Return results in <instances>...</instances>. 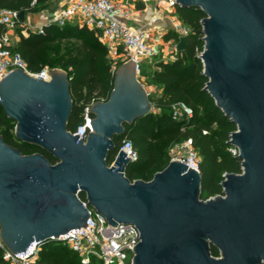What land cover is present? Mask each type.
<instances>
[{"label":"water","instance_id":"obj_1","mask_svg":"<svg viewBox=\"0 0 264 264\" xmlns=\"http://www.w3.org/2000/svg\"><path fill=\"white\" fill-rule=\"evenodd\" d=\"M174 2L204 15L203 90L235 125L227 144L237 148L241 172L224 173L222 195L206 199L200 173L177 160L148 181L125 177L130 159L116 150V137L123 124L150 112L131 60L114 70L107 100L88 109L91 130L83 140L67 129V73L51 70L45 81L13 69L0 79V107L14 122V139L55 163L40 153L21 154L0 135V241L11 253L85 227L91 207L112 227L138 229L132 264H264V0ZM17 18L23 21L24 11ZM184 46L181 36L176 52Z\"/></svg>","mask_w":264,"mask_h":264},{"label":"trees","instance_id":"obj_2","mask_svg":"<svg viewBox=\"0 0 264 264\" xmlns=\"http://www.w3.org/2000/svg\"><path fill=\"white\" fill-rule=\"evenodd\" d=\"M48 1L0 0V9L33 13L45 8ZM175 15L189 29L184 49L170 61L154 63L149 74L141 70V75L148 79V84L156 88V93L148 97L154 110L130 124H123L124 133L115 140L116 150L121 140L128 139L137 159L127 165L124 175L130 181H148L155 172L167 165V147L190 139L191 146L199 157L200 197L206 199L222 195L219 182L224 173L241 172L240 161L227 150V140L235 130V125L223 116L203 90L206 78L201 74L202 64L198 57L203 44L200 24L203 13L195 7L176 6ZM17 37L12 50L19 54L29 71L35 73L44 67H57L67 73L71 99L67 123L69 131H73L81 123L83 108L92 99L107 100L113 86V71L107 50L94 30L76 24L62 27L49 25L44 26L41 33L28 32L26 35L18 34ZM170 38L177 40L172 31L165 34V39ZM119 64L120 61L117 65ZM175 103L189 107L191 116L173 119L170 108ZM13 127L14 122L4 115L0 107V135L4 142L18 149L21 154L40 153L50 163H55V159L39 147L16 141ZM114 154L115 151L107 155L108 165ZM79 198L84 200V194L80 193ZM210 253L214 257L218 256V250L213 246L210 247ZM37 263L81 264L68 247L51 240L40 244ZM0 264H4L1 251Z\"/></svg>","mask_w":264,"mask_h":264},{"label":"built area","instance_id":"obj_3","mask_svg":"<svg viewBox=\"0 0 264 264\" xmlns=\"http://www.w3.org/2000/svg\"><path fill=\"white\" fill-rule=\"evenodd\" d=\"M151 1L156 4L157 11L162 10V18L166 24H160V19L152 15L141 26H138L134 22V15L128 8V2L117 0H60L57 6L36 26L31 23V13H24L23 21H19L18 11L0 9V79L13 69H20L30 77L45 81L50 78L51 70L47 67L35 73L31 72L19 54L12 50L13 31L18 29L20 34L26 35L28 32L41 33L44 26L62 27L66 24H76L94 30L111 58H121L123 62L130 60L134 62L137 79L139 82L142 81L144 76L141 75L140 64L144 60L155 63L172 60L177 53L175 45L178 38L189 33V29L175 15L174 0ZM168 31H172L177 36V40L165 39ZM142 86L148 97L156 93L155 86L148 83ZM94 102L96 101L92 99L84 106L81 123L70 131L72 135H78L82 140L91 130L92 115L88 109ZM153 110L154 107L150 104V111ZM170 111L173 119L188 118L192 113L191 109L182 103L173 104ZM203 133L206 132L203 131ZM227 150L233 157H237V148L228 146ZM117 151L125 153V157L129 158L130 162L137 159V154L128 139L121 140ZM167 159L168 162L177 160L199 172V157L192 148L190 139L172 143L167 149ZM81 201L85 203V200ZM87 210L88 217L85 227L70 229L51 241L60 242L68 247L76 254L81 264L90 262L132 264L133 247L139 242L138 229L129 223H116V226L112 227L102 215L90 207ZM41 243L43 242H32L25 251L13 254L0 241L4 264L37 263Z\"/></svg>","mask_w":264,"mask_h":264},{"label":"crops","instance_id":"obj_4","mask_svg":"<svg viewBox=\"0 0 264 264\" xmlns=\"http://www.w3.org/2000/svg\"><path fill=\"white\" fill-rule=\"evenodd\" d=\"M59 1L60 0H56V4L54 5V8L57 6ZM117 1H121V2L127 1L128 2V8L132 12V14L134 15V22L138 26H141L152 15H155L160 19V21H159L160 24H162V25L166 24L165 20L162 18L163 17L162 10L157 11L156 4H154V2L151 0H147V1H145V0H117ZM48 13L46 15H48ZM45 16L41 15L39 17L40 20H37V21H39V23H41V19L43 20V18ZM13 39H14V43H15L17 41L18 37L16 36Z\"/></svg>","mask_w":264,"mask_h":264},{"label":"rangeland","instance_id":"obj_5","mask_svg":"<svg viewBox=\"0 0 264 264\" xmlns=\"http://www.w3.org/2000/svg\"><path fill=\"white\" fill-rule=\"evenodd\" d=\"M56 4V0H49L47 2V4L45 5V8H43L42 10L39 11H35L33 13L30 14V18H31V23L33 26H36L40 20V16H45L48 12L52 11L54 9V5ZM38 18V19H37ZM36 20V21H35ZM18 34H20L19 30H15L13 31V35L11 36V40H12V44H14V37L18 36ZM200 54V52H198V55ZM109 63L111 65L112 71L114 72V70L120 65H117V63L120 61L121 63L123 62L121 58H111V56H107ZM154 61H149V60H144L141 64H140V69L142 70L143 73L149 74L151 69L154 66ZM49 70H54V69H60L57 67L51 68V67H47ZM62 70V69H61ZM140 83L142 84H147L148 83V79L146 77H144V79L141 81ZM171 145V144H170ZM169 145V146H170ZM169 146L167 147V149L169 148ZM167 151V150H166ZM91 208V207H90ZM92 209V208H91ZM32 264H38L36 262H33Z\"/></svg>","mask_w":264,"mask_h":264},{"label":"flooded vegetation","instance_id":"obj_6","mask_svg":"<svg viewBox=\"0 0 264 264\" xmlns=\"http://www.w3.org/2000/svg\"><path fill=\"white\" fill-rule=\"evenodd\" d=\"M218 255H219V252H218Z\"/></svg>","mask_w":264,"mask_h":264}]
</instances>
